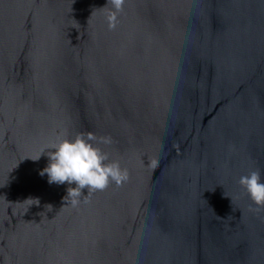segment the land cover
Masks as SVG:
<instances>
[{"label":"water","instance_id":"water-1","mask_svg":"<svg viewBox=\"0 0 264 264\" xmlns=\"http://www.w3.org/2000/svg\"><path fill=\"white\" fill-rule=\"evenodd\" d=\"M106 6L0 0V264H264V0ZM81 132L129 178L73 207L40 172Z\"/></svg>","mask_w":264,"mask_h":264},{"label":"clouds","instance_id":"clouds-1","mask_svg":"<svg viewBox=\"0 0 264 264\" xmlns=\"http://www.w3.org/2000/svg\"><path fill=\"white\" fill-rule=\"evenodd\" d=\"M124 4L125 0H107L104 8L112 6L106 17L110 30L116 28L117 15L123 11ZM111 143L110 136L97 137L92 132L77 133L74 138H69L64 133L63 138L54 143L51 151L47 152L49 163L40 175L46 174L49 184H74L75 187L66 189L67 195L64 198L73 207L80 203L82 191L87 189L88 194L84 196V202L87 203L96 191L107 189L111 183L122 186L129 178L127 169L122 168L119 161L111 160L109 153L99 146ZM41 155L33 161H38ZM239 184L257 207H264V180L259 169L241 176ZM27 201H36V205L39 204L38 199L29 198ZM47 208L51 209V205Z\"/></svg>","mask_w":264,"mask_h":264}]
</instances>
